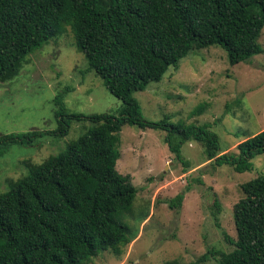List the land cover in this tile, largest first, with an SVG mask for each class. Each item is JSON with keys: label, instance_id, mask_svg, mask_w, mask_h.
Returning <instances> with one entry per match:
<instances>
[{"label": "trees", "instance_id": "obj_1", "mask_svg": "<svg viewBox=\"0 0 264 264\" xmlns=\"http://www.w3.org/2000/svg\"><path fill=\"white\" fill-rule=\"evenodd\" d=\"M66 23L87 67L122 106L119 115L76 114L67 108L65 92L56 96L54 133L66 134L73 119L94 125L0 193V264H90L108 249L123 253L137 235L119 215L131 209L138 193L132 175L117 168L125 125L166 131L171 152L185 164L182 146L188 141L203 144L216 166L240 173L253 170V159L264 153V129L239 143L238 152H222L209 124L148 120L134 95L160 82L171 67L178 69L198 46H220L231 65L262 53L264 0H0V79L15 78L30 53ZM38 134L0 135V152ZM241 190L233 208L237 237L225 233L234 248H210L186 264L211 257L216 264H264V173L242 183ZM183 198L178 194L170 206L180 207ZM221 210L216 199L218 226Z\"/></svg>", "mask_w": 264, "mask_h": 264}, {"label": "rangeland", "instance_id": "obj_2", "mask_svg": "<svg viewBox=\"0 0 264 264\" xmlns=\"http://www.w3.org/2000/svg\"><path fill=\"white\" fill-rule=\"evenodd\" d=\"M260 43L264 48V29ZM87 66L66 23L57 36L30 53L15 78L0 79V135L41 131L0 152V193L27 175L30 166L58 154L94 125L86 118L73 119L66 134L54 133L58 129L55 99L60 92H65L72 113L119 115L122 101ZM178 66L171 67L160 82L135 92L146 119L209 124L219 136L222 152H238L239 143L264 129V51L231 65L220 46H198ZM166 133L123 127L117 168L132 175L138 193L119 219L137 236L123 253L108 249L90 264H163L173 259L186 264L210 248H234L225 233L237 237L233 208L243 197L242 183L264 173V153L253 159V170L240 173L230 165L216 166L207 160L203 144L188 141L182 146L185 164L171 152ZM180 193L182 205L171 207ZM216 199L222 205L220 226L212 212ZM215 262L211 257L202 264Z\"/></svg>", "mask_w": 264, "mask_h": 264}]
</instances>
